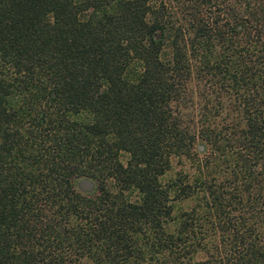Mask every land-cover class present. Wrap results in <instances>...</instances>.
<instances>
[{
    "label": "trees",
    "instance_id": "obj_1",
    "mask_svg": "<svg viewBox=\"0 0 264 264\" xmlns=\"http://www.w3.org/2000/svg\"><path fill=\"white\" fill-rule=\"evenodd\" d=\"M143 262L264 264V0H0V264Z\"/></svg>",
    "mask_w": 264,
    "mask_h": 264
},
{
    "label": "water",
    "instance_id": "obj_2",
    "mask_svg": "<svg viewBox=\"0 0 264 264\" xmlns=\"http://www.w3.org/2000/svg\"><path fill=\"white\" fill-rule=\"evenodd\" d=\"M93 187V181L87 177H81L78 180V188L82 191H88Z\"/></svg>",
    "mask_w": 264,
    "mask_h": 264
},
{
    "label": "rangeland",
    "instance_id": "obj_3",
    "mask_svg": "<svg viewBox=\"0 0 264 264\" xmlns=\"http://www.w3.org/2000/svg\"><path fill=\"white\" fill-rule=\"evenodd\" d=\"M142 264H151V263H149V262H143Z\"/></svg>",
    "mask_w": 264,
    "mask_h": 264
}]
</instances>
